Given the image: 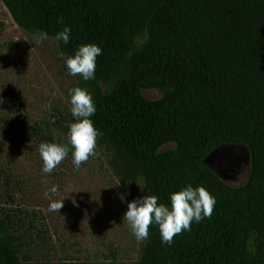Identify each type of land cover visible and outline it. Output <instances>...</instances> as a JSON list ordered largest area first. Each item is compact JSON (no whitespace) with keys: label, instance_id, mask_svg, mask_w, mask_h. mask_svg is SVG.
I'll return each instance as SVG.
<instances>
[{"label":"trees","instance_id":"1","mask_svg":"<svg viewBox=\"0 0 264 264\" xmlns=\"http://www.w3.org/2000/svg\"><path fill=\"white\" fill-rule=\"evenodd\" d=\"M255 1L2 0L26 32L41 30L56 39L70 28L67 44L56 39L64 61L81 45L102 48L95 79L77 76L96 108L89 117L99 133L96 147L105 149L120 183L134 182L140 172L147 195L169 207L170 193L188 185L203 186L215 198L211 217L193 221L170 245L158 225H150L137 264H264V18H254ZM144 33L145 47L138 50L135 41ZM168 83L174 89L168 98L152 101L142 93ZM61 120L68 135L75 120ZM18 123L38 149L53 141L49 123L30 124L26 116ZM168 143L175 144L173 162L156 154ZM225 144L246 145L253 153L240 197L217 191L195 168L204 167L201 161L179 160L192 147L208 146L210 154ZM259 168L260 191L248 194ZM4 194L11 198L7 189ZM17 213L0 202V249L7 264H34L28 253L38 234L33 238L34 225L25 227L27 218Z\"/></svg>","mask_w":264,"mask_h":264},{"label":"rangeland","instance_id":"2","mask_svg":"<svg viewBox=\"0 0 264 264\" xmlns=\"http://www.w3.org/2000/svg\"><path fill=\"white\" fill-rule=\"evenodd\" d=\"M254 18H264V0L254 3ZM138 50L145 47V33L135 41ZM136 48V49H137ZM131 53H136L133 50ZM81 87L78 76L69 74L55 38L36 43L35 34L19 28L0 0V168L9 181L5 188L0 178V202L20 211L34 225L32 235L38 238L28 255L34 264H137L149 239L138 241L127 221L123 220L129 202L147 195L142 173L134 182H120L110 165L104 148L96 147L98 156L89 157L79 169L73 164L72 146L62 131L66 123L61 117L76 119L70 108L69 89ZM174 89L170 83L161 91L156 87L142 91L152 101L168 98ZM28 117L30 124L45 121L53 126V141L67 145V157L51 172H42L43 161L35 143L22 134L18 120ZM218 153L221 158L207 167L203 160L209 147L189 150L180 161H201L203 172L213 187L225 196L240 197L252 172L253 153L246 145L225 144ZM174 143L161 146L156 154L167 156L170 162ZM208 152V153H207ZM259 159V157H258ZM166 162V159H164ZM193 168V167H191ZM129 172H126V175ZM259 168L254 173L248 194L260 191L263 177ZM57 186L54 200L63 199L59 212L48 211L45 193ZM8 191L11 198L4 199ZM78 206H74L72 199ZM18 215V216H19ZM206 224V223H205ZM210 225V224H209ZM264 229V225H263ZM8 258L0 249V264Z\"/></svg>","mask_w":264,"mask_h":264},{"label":"clouds","instance_id":"3","mask_svg":"<svg viewBox=\"0 0 264 264\" xmlns=\"http://www.w3.org/2000/svg\"><path fill=\"white\" fill-rule=\"evenodd\" d=\"M59 23H63L61 18ZM70 28L64 27L56 35V39L65 44L69 42ZM48 35L46 32L37 30L35 33L36 43H42ZM102 54V48L96 44L81 45L74 56L65 57L68 72L72 76H81L85 81L95 79L96 58ZM70 111L76 119L69 125L68 139L72 146L73 164L79 169L91 156H98L96 151L98 131L93 126L90 116L94 115L96 108L90 93L81 87L69 89ZM69 148L67 145L42 142L39 145V154L43 161L42 172H51L67 157ZM57 186L53 185L45 193L49 200L48 211L59 212L63 207L62 200H54ZM171 206L158 203L155 195H144L127 205V211L123 220L127 221L132 234L138 241L148 238L149 227L153 223L158 225L162 242L171 244L174 236L182 231H190L193 221L200 222L205 217H211L215 198L203 187L193 188L191 185L180 191L170 193ZM74 206L75 199H72Z\"/></svg>","mask_w":264,"mask_h":264},{"label":"water","instance_id":"4","mask_svg":"<svg viewBox=\"0 0 264 264\" xmlns=\"http://www.w3.org/2000/svg\"><path fill=\"white\" fill-rule=\"evenodd\" d=\"M223 149H224V147H219V148L213 150L210 154H208V155L206 156V158L203 160V163H204L207 167H210V166L213 164L214 160L221 158V156H218V153H219L221 150H223ZM211 167H212V166H211Z\"/></svg>","mask_w":264,"mask_h":264}]
</instances>
